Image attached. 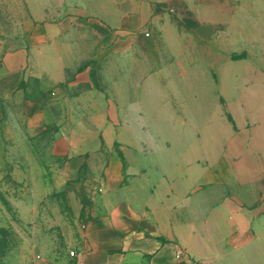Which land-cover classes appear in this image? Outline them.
Returning <instances> with one entry per match:
<instances>
[{
    "label": "rangeland",
    "instance_id": "obj_1",
    "mask_svg": "<svg viewBox=\"0 0 264 264\" xmlns=\"http://www.w3.org/2000/svg\"><path fill=\"white\" fill-rule=\"evenodd\" d=\"M94 2L0 0V264H27L35 255L44 264H73L96 208L110 195L132 196L139 207L141 179L155 183L152 193L161 182L178 193L191 183L188 197L214 203L242 182H264V168L239 167L243 152L260 160L249 151L248 132L264 129V0H224L223 16L215 5L205 13L221 23L204 26L163 7L160 23L181 20L172 26V49L182 57L161 61L155 42L162 32L145 24L136 32L150 54L143 87L128 67L121 90L111 88L110 58L97 47L71 67L65 43H76L72 36L95 43L104 34L90 22ZM62 21L59 31L70 40L47 39ZM47 49L64 50L58 84L26 79ZM185 62L207 88L172 87L190 76ZM77 73L86 77L74 83ZM201 91L207 119H189L200 112L191 115L184 97Z\"/></svg>",
    "mask_w": 264,
    "mask_h": 264
},
{
    "label": "crops",
    "instance_id": "obj_2",
    "mask_svg": "<svg viewBox=\"0 0 264 264\" xmlns=\"http://www.w3.org/2000/svg\"><path fill=\"white\" fill-rule=\"evenodd\" d=\"M214 5L223 16L224 0H95L90 8L96 10V19L90 22L104 27V34L96 37L95 43L84 36H72L76 43H65L66 49L74 56L71 67L77 65L75 56L89 57L92 47H97L100 56L110 58L112 89L125 88L124 72L128 71V67L130 71L140 73L137 89L143 87L144 61H148L150 54L141 50L139 44L142 38L136 32L150 23L154 31H161L162 38L155 42L159 46L158 56L161 61L166 58L172 61V56L182 57L183 53L172 49V26L177 29L181 20L176 16L168 21V25L160 23L163 7L181 10L190 22L204 26L221 23L218 14L216 21L208 19V14H205L207 9H215ZM63 22H58V32L48 33L47 39L70 40V36L59 31ZM149 29L152 27L146 30ZM148 46L149 43L146 44ZM41 51L40 68L36 69L32 62L26 68V79L31 77L41 84L63 82L64 50ZM185 63V72L190 76L174 80L172 87L185 90L207 88L208 82L194 79L192 74L196 70ZM178 67H171V72H178ZM85 77V73H77L74 83ZM116 95L123 97L124 94ZM203 96L201 91L198 95L190 93V96L184 97L183 105H189L187 110L191 115L198 113V110L200 112V116L189 119H207L204 116L207 107L204 106L208 103ZM179 104L182 105V102ZM33 113L37 114L38 111ZM172 114L175 113L172 111ZM248 135L249 151L254 152L260 160L243 152L239 167L264 168V129L251 130ZM57 153L60 154V150ZM140 168L143 169V165ZM141 180L139 207L132 196L126 199L122 195H110L104 207L96 208L93 218L84 226L83 240L73 264H264V182H242L233 188L230 196H224L214 203L212 199L202 196L199 199L188 197V192L192 190L191 183L178 193L173 183L171 191L170 184L161 182L158 190L152 193L149 188L155 183ZM33 258L31 256L27 264H33ZM67 261L69 259L61 262ZM38 264H44L43 260Z\"/></svg>",
    "mask_w": 264,
    "mask_h": 264
},
{
    "label": "built area",
    "instance_id": "obj_3",
    "mask_svg": "<svg viewBox=\"0 0 264 264\" xmlns=\"http://www.w3.org/2000/svg\"><path fill=\"white\" fill-rule=\"evenodd\" d=\"M145 36H148V34H146ZM70 256H74V252H70ZM41 258L39 255L34 256L33 258V264H38L40 262Z\"/></svg>",
    "mask_w": 264,
    "mask_h": 264
}]
</instances>
